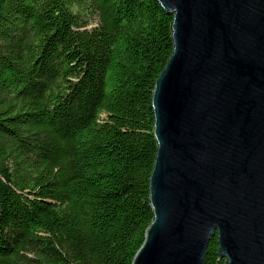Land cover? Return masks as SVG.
Listing matches in <instances>:
<instances>
[{"label": "trees", "instance_id": "obj_1", "mask_svg": "<svg viewBox=\"0 0 264 264\" xmlns=\"http://www.w3.org/2000/svg\"><path fill=\"white\" fill-rule=\"evenodd\" d=\"M172 24L159 0H0V264H132Z\"/></svg>", "mask_w": 264, "mask_h": 264}, {"label": "water", "instance_id": "obj_2", "mask_svg": "<svg viewBox=\"0 0 264 264\" xmlns=\"http://www.w3.org/2000/svg\"><path fill=\"white\" fill-rule=\"evenodd\" d=\"M153 219L132 264H264V0H159ZM222 259L224 260L222 262Z\"/></svg>", "mask_w": 264, "mask_h": 264}]
</instances>
